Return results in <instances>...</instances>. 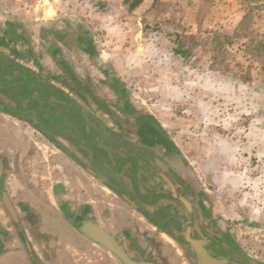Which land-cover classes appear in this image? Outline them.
Wrapping results in <instances>:
<instances>
[{"label": "rangeland", "instance_id": "1", "mask_svg": "<svg viewBox=\"0 0 264 264\" xmlns=\"http://www.w3.org/2000/svg\"><path fill=\"white\" fill-rule=\"evenodd\" d=\"M114 1L120 0H0V8L8 5L14 17H25L24 7L33 18L72 17L80 35L94 37L97 55L88 68L76 65L83 79L102 99L116 101L112 88L118 87L169 139L178 158L171 155L168 163L178 171L187 166L205 196L213 242L224 244L222 234L230 236L239 262L264 263V220L238 206L264 198V0H155L140 15ZM243 13L246 19L234 27ZM168 32L187 45L184 60L172 59ZM216 33L231 38L215 46ZM97 68L109 92L92 76ZM154 245L161 264H194L177 247L150 241Z\"/></svg>", "mask_w": 264, "mask_h": 264}, {"label": "crops", "instance_id": "2", "mask_svg": "<svg viewBox=\"0 0 264 264\" xmlns=\"http://www.w3.org/2000/svg\"><path fill=\"white\" fill-rule=\"evenodd\" d=\"M154 1L143 0L130 14L145 13ZM114 3L126 7L123 0ZM21 9L25 17H14L8 5L0 8V264H121L78 227L92 220L121 239L127 235L133 240L142 231L153 233L135 206L133 177L125 168L112 170L108 165L98 176L61 134L54 139L62 148L34 126L78 121L71 115L74 107L62 94L90 114L87 102L82 103L57 78L67 79L64 66L70 75L83 79L76 65L82 62L81 67L88 68V60L97 55L96 41L80 35L79 24L72 17L44 14L33 18L28 14L31 10ZM244 14L235 18L234 27ZM134 25L141 27V22ZM98 58L102 62L98 67H103V54ZM31 73L42 77L43 84H33ZM103 74L97 68L92 76L99 80L102 91L109 92ZM48 87L59 94L51 90L49 98L41 96ZM90 88L93 85L88 83L85 91ZM262 141L264 145V138ZM251 146L259 153L257 144ZM82 149L92 154L89 148ZM238 206H246L251 219L260 215L264 220V198L247 199Z\"/></svg>", "mask_w": 264, "mask_h": 264}, {"label": "flooded vegetation", "instance_id": "3", "mask_svg": "<svg viewBox=\"0 0 264 264\" xmlns=\"http://www.w3.org/2000/svg\"><path fill=\"white\" fill-rule=\"evenodd\" d=\"M65 80L68 81L57 78L61 85H65ZM86 82L83 80V85ZM77 91L79 96H76L90 107L87 120L90 126L99 134L102 127L105 129L102 135L93 133V139L103 144L109 155H120L118 163L111 156L109 164L129 171V176L133 177L132 186L137 192V211L153 228V233L142 231L135 240L127 235L121 239L119 235L106 230L127 255L138 262L161 264V252L157 251L155 245L149 246V243L166 242L171 247L179 248L196 264L197 255L189 241H204L206 244L203 248L216 260H224V264H244L238 261L239 249L233 238L222 234L224 244L213 242L205 227L208 209L205 196L185 164L186 170L178 171L168 163L171 155L178 158V152L152 119L139 112L118 87L112 88L116 101L97 97L91 88L89 93L82 88ZM161 159L164 161L160 162ZM184 201L189 203V209ZM90 222L96 223L92 220ZM162 238L165 240L162 241ZM123 239L127 242H123ZM246 261L249 264H261L249 258Z\"/></svg>", "mask_w": 264, "mask_h": 264}, {"label": "trees", "instance_id": "4", "mask_svg": "<svg viewBox=\"0 0 264 264\" xmlns=\"http://www.w3.org/2000/svg\"><path fill=\"white\" fill-rule=\"evenodd\" d=\"M143 2V0H123V5L126 6L127 12L131 13L133 12L138 6ZM246 19V15L242 19ZM147 31H161V29L157 27H146ZM168 38L173 39L174 46L170 49L171 57L173 58H179L181 60H184L187 58V56L190 55L189 49L186 44L180 41V36L177 33L174 32H168L166 34ZM231 37L228 34L225 33H216L214 37L212 38V43L216 46H222L223 40L230 39ZM222 40V42H221ZM260 47L263 49L264 52V38L263 42L260 44ZM64 74L66 75V78L68 81H64V84L72 90V92L75 95L79 96L78 88H82L85 90L88 82L84 83L83 80L75 75H70L68 73V70L66 67L63 66ZM31 79L33 80V84H43L44 79L40 76H36L35 74L31 73L29 74ZM75 86V88L73 87ZM82 85V87H80ZM52 92H56L59 94V91L54 89L53 87H48L45 92L41 93V96L48 97ZM87 92V91H86ZM89 93V92H88ZM62 94V93H60ZM62 96L74 107L75 110H73V114L71 113L72 117L78 118V121L76 119L68 120V123H64V125L56 124V123H49V124H43V123H34V126L37 127L46 137H48L56 146L61 147L59 143L54 139V135L61 134L65 139H67L73 146L77 149L78 152L83 154V157L86 159L87 163L93 165V170L95 169V174L100 176L99 174H103V172L106 171L105 167L108 165L109 167H112V170H116L118 166H113L109 164V158L112 156L113 158L117 159L116 162L118 163L120 155L118 153H113L109 155V152L105 149V146L102 144H99V142L96 141V139H93L92 134L102 135V132L104 127L100 129L99 132L90 126V123L88 121L83 120L85 116L88 117V114L84 111V109L74 103L72 100H70L68 97L62 94ZM89 119V117H88ZM61 126V127H60ZM73 131V132H72ZM78 133L77 136H73V133ZM83 143V145H80L79 142ZM89 148L91 151V155H88L87 153L83 152L82 148ZM62 148V147H61ZM74 157V155H71ZM255 155L253 158H251L252 163H255ZM124 160H121L122 162ZM113 164V163H112ZM129 172V171H128ZM129 174V173H128ZM136 204V203H135ZM137 205V204H136ZM207 206V205H206ZM161 227V226H160Z\"/></svg>", "mask_w": 264, "mask_h": 264}, {"label": "water", "instance_id": "5", "mask_svg": "<svg viewBox=\"0 0 264 264\" xmlns=\"http://www.w3.org/2000/svg\"><path fill=\"white\" fill-rule=\"evenodd\" d=\"M184 204L189 209L190 205L187 201ZM78 230L90 239L92 242L96 243L100 247L109 251L114 257L118 259L121 264H149L142 263L133 260L127 255L124 248L117 243V241L112 237L106 230L96 223L87 221L78 227ZM196 253V264H224V260L219 261L208 255L203 246L206 244L204 241H189ZM185 247V246H184Z\"/></svg>", "mask_w": 264, "mask_h": 264}]
</instances>
